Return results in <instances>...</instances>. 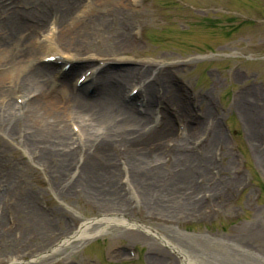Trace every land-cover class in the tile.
Instances as JSON below:
<instances>
[{"label": "rangeland", "instance_id": "1", "mask_svg": "<svg viewBox=\"0 0 264 264\" xmlns=\"http://www.w3.org/2000/svg\"><path fill=\"white\" fill-rule=\"evenodd\" d=\"M77 5L70 23L61 26V37L75 24L71 33L81 35L76 45L82 58L94 61L85 67L63 54L59 24L37 38L38 45L45 36L49 42L32 64L51 63L50 90L41 101L59 106L52 117L44 114L37 124L28 117L24 102L32 94L10 88L12 77L4 74L7 59L19 52L11 45L16 41L0 44V152L6 151L0 172L14 174L19 196L5 201L7 213L0 211V264H264V0H79ZM102 22L104 28L97 29ZM121 33L128 38V53L108 62L104 43ZM142 65L164 71L173 85L168 101L176 109L164 116L166 131L144 142L110 133L102 144L90 138L84 146L76 130L82 126L65 109L63 94L97 101L100 94L85 73L128 72L133 78L124 84L127 97L114 106L132 104L142 116L137 89L151 80L137 70ZM6 103L15 108L3 121ZM148 118L146 132L161 119ZM28 127L51 161H39L33 148L26 149L22 136ZM191 127L198 131L188 135ZM55 134L72 150L60 165L52 155ZM181 146L178 154L189 163L175 157ZM156 155L152 168L138 173L129 166L134 157ZM98 163L108 167L96 172Z\"/></svg>", "mask_w": 264, "mask_h": 264}, {"label": "bare ground", "instance_id": "2", "mask_svg": "<svg viewBox=\"0 0 264 264\" xmlns=\"http://www.w3.org/2000/svg\"><path fill=\"white\" fill-rule=\"evenodd\" d=\"M78 1L79 0H0V44L2 46H9V43L16 41L11 43V45L14 44L15 48L19 50L16 55L11 56L5 62L4 74L6 77L8 76L7 78L11 79L12 77L10 88L14 89L15 86V88L24 91V93L32 94V96L29 97L30 99L27 102H24V108L28 107V117L36 124L37 122H40V118L44 114L52 117V113L56 114V109L59 107L46 101L45 103L48 105L47 106L41 101V98L45 97L46 93L48 95L47 91L50 90L48 88H50L49 84L51 83L53 76H50L52 73L51 70L46 69L51 67V63L46 62L43 65H41V63L32 64L38 59L40 51H43V48H47L46 45L49 46L48 38H46V36L44 37L43 42L39 45L37 38L46 32H53V28H51L53 27L52 25L59 24V33H57L56 38L58 45L62 52H64L63 54H67L70 61H81V64H84L85 67L89 65V62L94 61L93 57L82 58L84 53L81 52L83 50L77 48L76 45L79 42L77 38L81 37V35L78 32H76V35H72L71 33L75 30V24H71L68 34L66 36L63 34L61 37V26L64 27L70 23L72 12L79 7V5H77ZM27 9L28 13H26ZM28 16L32 19L31 23L26 22ZM104 24L105 23L102 22V24L97 26V29L104 28ZM72 36L75 38L73 39ZM15 37L18 38L15 40ZM70 41L72 42L70 43ZM127 43L128 38L124 33L117 35L112 43L110 41L104 43L106 47L103 49L102 56L108 58V62L121 61L118 58L128 53L129 47ZM71 46L74 47L71 48ZM68 51L73 52L74 55H70ZM78 53H81L82 55H79ZM47 58H50L49 55ZM60 61L61 60H56V63L59 65L60 63L62 64L63 61ZM86 63L87 65H85ZM103 69L96 73L92 69L83 75L84 79H89L88 82L94 80L96 91L100 94L97 101L78 96L72 92L68 93L69 96L66 93L65 95L63 94V98L67 101L65 109L68 110L69 114L73 115V118L82 126V128L78 127L76 130L80 137L82 136L84 138V146H87L86 144L90 141V138L94 139L93 142L97 141V144H102L104 140H108L107 138L110 133H112L113 137H117L118 140L133 139V137L136 136L137 142L152 141L157 134H163L167 129L166 126L168 121L164 116L171 115V110L176 109L175 105L168 101V98H172L173 85H171L172 83L170 84L167 78H165V72L162 70L156 72L150 65H142L137 69L145 79H151L150 82L143 84V86L137 89V96L143 98L142 105L144 111V113L142 112V116H138L134 114L133 109L131 108L132 104L129 106L128 104H125L126 106H124L123 109H116L114 106L115 103H120L124 96L127 97L126 93L123 96L125 90L124 84L126 78L129 76L133 78L132 74H129L128 72L119 74L106 72L105 74ZM0 79H3L1 75ZM42 100L44 99L42 98ZM14 108L15 106L13 104L6 103L4 113L6 118L3 119V121L9 119V117L13 115L12 111ZM17 108L22 110L23 104L21 103ZM150 114H158L161 119H156L155 123H157V127L150 132H146L145 129L149 127L148 116ZM34 123H30L33 128L36 125ZM196 124L198 126L200 123ZM33 128L28 127L26 131L24 130V135L22 137L23 143H27L28 145L26 149L30 151L31 148H33L34 150H31V152H35L39 155L37 159L39 161L40 159L46 161L48 158L51 161V158L46 156V150H41L40 139L37 138L38 135L32 130ZM197 131L198 130L195 127L186 130L188 135L195 134ZM55 135L57 138H55V143H53L54 145L51 147L53 148L52 155L53 158L56 157L54 161H57L58 165H60L64 164L69 159L72 150H68L64 140L65 138L62 137V135ZM68 139L71 140V138ZM66 149L68 151H66ZM181 151H184L183 146L174 151L177 161L189 163L188 156L178 154ZM5 154L6 151L2 150L0 152V157ZM156 157L157 155L155 157H143L139 161L134 160V157L133 160L129 161V166L132 167V170L139 173V171L144 170L142 167L149 166L152 168L155 163H158L156 162ZM94 166H96V172H98L106 169L108 164L103 166L98 163L94 164ZM13 175L12 172H0V184L2 185L0 192V211H5L4 213H7V210L5 209L2 211V207L5 206V201L19 197L17 196V191L16 194L14 193V189L17 186L14 185V181L12 180ZM58 176L59 179L62 180L65 175L63 174V171H60L58 172ZM21 200L25 203L24 198L19 199L18 205L21 203ZM29 202L32 205L31 199H29ZM17 208L19 209V207ZM103 221L105 220L103 219ZM97 222L100 221L98 220ZM133 227L144 228L135 224Z\"/></svg>", "mask_w": 264, "mask_h": 264}, {"label": "water", "instance_id": "3", "mask_svg": "<svg viewBox=\"0 0 264 264\" xmlns=\"http://www.w3.org/2000/svg\"><path fill=\"white\" fill-rule=\"evenodd\" d=\"M94 221H96V220H94ZM91 222H93V221H91Z\"/></svg>", "mask_w": 264, "mask_h": 264}]
</instances>
